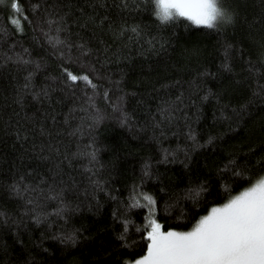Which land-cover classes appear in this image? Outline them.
Masks as SVG:
<instances>
[{
  "label": "trees",
  "instance_id": "1",
  "mask_svg": "<svg viewBox=\"0 0 264 264\" xmlns=\"http://www.w3.org/2000/svg\"><path fill=\"white\" fill-rule=\"evenodd\" d=\"M139 2L19 0L22 32L0 4V264H133L150 218L188 231L264 176V0H222L217 29Z\"/></svg>",
  "mask_w": 264,
  "mask_h": 264
},
{
  "label": "snow or ice",
  "instance_id": "2",
  "mask_svg": "<svg viewBox=\"0 0 264 264\" xmlns=\"http://www.w3.org/2000/svg\"><path fill=\"white\" fill-rule=\"evenodd\" d=\"M4 2L5 0H0V4ZM151 2L155 6L154 15L161 24L183 18L197 27L217 29L223 23L233 22V16L223 8L222 0H151ZM7 3L15 17L10 20V23L17 32H22L23 22L27 17L23 16V9L19 0H7ZM34 7L38 8L39 5ZM116 7L121 11H139L140 2L139 0H119ZM106 19H108L107 16L103 18V20ZM47 23L55 22L49 20ZM125 31H131L136 38L140 37V30L137 27L122 29L120 34L123 35ZM154 39L146 41L150 47L154 46ZM49 42H53L51 37H49ZM63 43V41L56 39L53 46ZM79 47L84 48L83 45ZM161 47H163L162 44ZM25 51L27 50L25 49ZM81 55H88V50L85 49ZM7 61H13V57L8 56ZM13 62L25 65L30 63L29 60L20 55H17ZM37 67L39 66L37 65ZM223 67L226 71H231L227 49ZM63 71L68 81L72 83L83 81L91 88H96L88 75L74 74L68 69ZM30 77L31 73H29ZM27 87L28 84L26 83L25 88ZM260 87L264 88V85ZM107 95L105 92V99H107ZM89 100L91 101L92 97H89ZM97 118H101L99 114ZM127 120V115L121 112V122L126 123ZM17 137L19 138L18 134ZM190 138L195 140L194 135L190 134ZM91 157L95 160L94 153L91 154ZM87 170L92 172L91 169ZM148 174V166H146L145 175ZM92 175L95 173L92 172ZM12 187L13 191L19 194L20 189L16 185ZM37 190L43 194L41 189H32V191ZM203 190L201 187L196 191V195H199V192ZM59 195L58 193L57 196ZM137 195L145 203L141 205L140 199L133 197L135 203L132 206L148 208L150 215L154 216L157 204L155 198L150 194L138 193ZM57 196L49 195L48 198L56 199ZM27 203L32 204L33 201L29 199ZM127 223L125 221V232L127 231ZM144 230L146 231L144 239L148 242L147 251L133 264H264V176H261L238 195L229 197L226 203L212 207L208 214L201 216L188 231L173 229L166 231L164 226L154 218L148 220ZM64 240L74 241V237L68 236Z\"/></svg>",
  "mask_w": 264,
  "mask_h": 264
}]
</instances>
